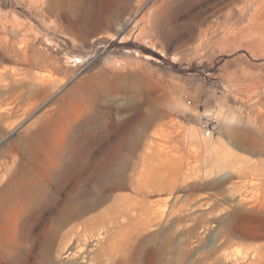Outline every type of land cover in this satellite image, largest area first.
<instances>
[{
  "label": "rangeland",
  "instance_id": "374dc122",
  "mask_svg": "<svg viewBox=\"0 0 264 264\" xmlns=\"http://www.w3.org/2000/svg\"><path fill=\"white\" fill-rule=\"evenodd\" d=\"M68 137L11 264H264V0H0V193Z\"/></svg>",
  "mask_w": 264,
  "mask_h": 264
},
{
  "label": "bare ground",
  "instance_id": "6f19581e",
  "mask_svg": "<svg viewBox=\"0 0 264 264\" xmlns=\"http://www.w3.org/2000/svg\"><path fill=\"white\" fill-rule=\"evenodd\" d=\"M243 10L244 9L242 7L239 9V11H243ZM68 127H69V125L66 126V129ZM57 138L56 139L59 140V137H57ZM64 138H66V137H64ZM53 139H55V138H53ZM54 141L56 144L55 151L52 152V154L49 153V154H51L49 156L46 155V157L33 158V157H26L24 155L25 158L22 157V160H21L22 166H20V168H19L21 171V174L17 175V183L15 184L16 185L15 187H17V191L16 192H10V190H8L9 192L3 191L0 193V218L2 215L3 216L6 215L9 217V220H10L8 223L6 222L7 227L9 226L8 224L10 223V226L8 227V230H9L8 233H6L7 230L3 228V227H5V225L3 226L0 223V228L6 230L5 231L6 236L4 234H1V230H0V256H1L0 258L3 259V261H0L1 264H11L12 261L14 262L13 258L15 256L19 257L18 256V254H20L19 251L22 250L21 249L22 242L20 240L21 234L19 233L20 232V225H21L20 222L23 219V217L25 215H27L31 210H33L34 208H37V205L44 199V197L49 192H53V190H54L53 187H57V186H54L56 180L59 181L60 178H62V177L64 178V176L67 174L78 173L77 175L81 176L82 173L84 172L82 170V167L84 165V162H83L84 156L82 157V155L84 153L82 155L80 154L79 144L75 143V142L72 143L73 141L71 142L70 137H68L67 140H64L62 142H61V139H60V141H56V140H54ZM49 143H50V141H49ZM87 143H89V142H87ZM83 144H80V145L82 146ZM49 146L51 147V145H49ZM87 148L90 149L89 146H87ZM51 150H53V149H51ZM82 152H83V150H82ZM92 164H93V162H92ZM56 183H58V182H56ZM84 191H85V189H84ZM85 193L87 194L86 191H85ZM48 198H50V196ZM77 198H76V200H78L80 197L78 199ZM92 198H93V196H92ZM83 206H85V205H83ZM40 210H41V206H40L39 211ZM60 213H62V212H60ZM34 215L35 214H33V216ZM3 216H2V218H3ZM60 216H61V214H60ZM0 221H1V219H0ZM7 227H5V228H7ZM25 250H27V249H24V251Z\"/></svg>",
  "mask_w": 264,
  "mask_h": 264
},
{
  "label": "built area",
  "instance_id": "2783aa9c",
  "mask_svg": "<svg viewBox=\"0 0 264 264\" xmlns=\"http://www.w3.org/2000/svg\"><path fill=\"white\" fill-rule=\"evenodd\" d=\"M218 129L217 124L216 123H208V122H204L202 124V130L206 135H213L214 132H216Z\"/></svg>",
  "mask_w": 264,
  "mask_h": 264
}]
</instances>
